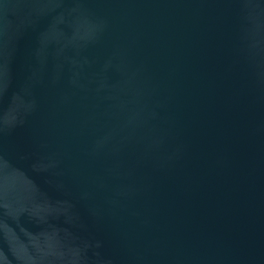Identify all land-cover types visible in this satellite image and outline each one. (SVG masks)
Returning a JSON list of instances; mask_svg holds the SVG:
<instances>
[{"label": "water", "instance_id": "1", "mask_svg": "<svg viewBox=\"0 0 264 264\" xmlns=\"http://www.w3.org/2000/svg\"><path fill=\"white\" fill-rule=\"evenodd\" d=\"M0 264H264V0H0Z\"/></svg>", "mask_w": 264, "mask_h": 264}]
</instances>
